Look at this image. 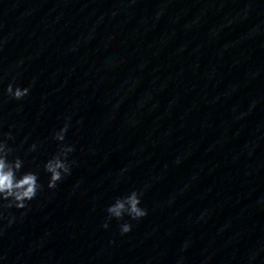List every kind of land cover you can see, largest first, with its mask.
Listing matches in <instances>:
<instances>
[{
    "label": "clouds",
    "instance_id": "1",
    "mask_svg": "<svg viewBox=\"0 0 264 264\" xmlns=\"http://www.w3.org/2000/svg\"><path fill=\"white\" fill-rule=\"evenodd\" d=\"M29 88H13L12 84H9L6 92L7 94L16 100H21L29 93ZM68 124L66 123L63 128L55 133L54 138L58 141L64 140V134L67 132ZM7 139H12L11 133L7 134ZM7 139L0 138V201L5 203L0 204V208L3 209H26L28 202L33 200L38 191L41 189V185L38 183V176L32 171L20 173L23 165V161L20 158H15L9 161V155L14 151L7 145ZM33 144L30 151L35 150ZM73 151L71 146L61 147L52 158H50L44 165V169L50 174L48 187L53 189L57 186V182L61 181L63 177L70 173V164L67 160L69 152ZM142 193L132 191L129 195L123 198H117L115 202L107 208L109 214V220L112 218L122 219L125 214L130 216L134 220H139L147 215L146 209L140 207ZM3 212H0V219H3ZM15 218H9V224L13 222ZM103 227L107 228V221ZM132 230V225L124 223L121 225V233L126 234Z\"/></svg>",
    "mask_w": 264,
    "mask_h": 264
}]
</instances>
